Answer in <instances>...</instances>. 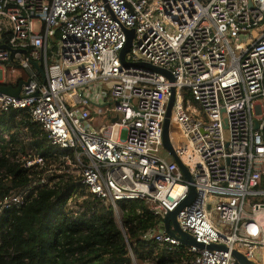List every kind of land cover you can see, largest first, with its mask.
Returning a JSON list of instances; mask_svg holds the SVG:
<instances>
[{
  "label": "built area",
  "instance_id": "2783aa9c",
  "mask_svg": "<svg viewBox=\"0 0 264 264\" xmlns=\"http://www.w3.org/2000/svg\"><path fill=\"white\" fill-rule=\"evenodd\" d=\"M124 28L134 29L126 60L167 69L173 81L121 64ZM0 43L25 50L10 59L0 48V84L17 78L14 63L28 74L19 96L0 93V112L25 111L55 150L48 164L27 151L24 167L64 172L84 199L110 205L119 226L121 203L144 200L162 217L152 236L168 249L184 244L166 233L163 216L192 185L179 227L227 250L185 245L183 264H237L232 249L264 264V0H0ZM171 88L170 140L191 181L162 145ZM93 117L103 122L89 127ZM44 185L52 186L47 176L10 193L0 213ZM72 202L73 213L83 210Z\"/></svg>",
  "mask_w": 264,
  "mask_h": 264
},
{
  "label": "trees",
  "instance_id": "16d2710c",
  "mask_svg": "<svg viewBox=\"0 0 264 264\" xmlns=\"http://www.w3.org/2000/svg\"><path fill=\"white\" fill-rule=\"evenodd\" d=\"M15 116L14 110L0 112V132L10 133L8 140L0 133V202L42 176H47L52 186L30 190L19 207L1 210L0 264H133L131 253L136 264H183L190 257L185 245L168 249L154 240L152 235L162 217L144 200L121 203L119 226L112 207L103 200H79L82 186L64 172L46 173L45 166L24 167L21 157L28 152L19 138V127L26 125L35 135L41 131L29 123L25 111ZM40 137L32 140L31 152L48 164L55 150L46 144L44 134ZM71 200L83 210L73 213L68 206ZM149 232L151 238H145Z\"/></svg>",
  "mask_w": 264,
  "mask_h": 264
},
{
  "label": "water",
  "instance_id": "95a60500",
  "mask_svg": "<svg viewBox=\"0 0 264 264\" xmlns=\"http://www.w3.org/2000/svg\"><path fill=\"white\" fill-rule=\"evenodd\" d=\"M103 1L106 2V0H103ZM123 30L126 34V42L119 54V59H120L121 64L125 67L134 66V67L147 68L151 71L161 73L165 75L170 81H173L174 79L173 74L171 71L167 69L154 66L147 62H142V61L141 62H129L126 60L125 55L131 47L132 39L134 36V29L124 28ZM0 48L8 49L10 51V59H13V55L17 51H21L22 53L25 54V50L12 49L6 44L0 43ZM33 65H36V63H33ZM26 83H27V80L20 82L17 86H12L9 84H0V93L17 97L19 96V92L21 90L22 85ZM174 94H175L174 88H171L168 102L166 105L163 126H162V145H163V148L170 153L171 158L178 164V166L180 167L186 179L191 181L192 179H191V176L189 174L187 167L181 162V160L175 153L174 147L170 140L171 111H172V106H173L174 97H175ZM194 195H195V189L192 185H190L189 195L186 198V200L183 201L174 210L168 211L164 214L163 216L164 230L166 231L168 235L177 238L184 245H193L198 248H206L210 250H214V249L227 250V247L224 245H219V244H214V243L209 244V245H204L200 242H197L191 234L183 231L179 227V224L177 221V213L184 205L188 204L193 199ZM231 254L233 255L237 264H253L249 259H247L243 255V253H241L240 251L236 249H232Z\"/></svg>",
  "mask_w": 264,
  "mask_h": 264
},
{
  "label": "crops",
  "instance_id": "0c3cea01",
  "mask_svg": "<svg viewBox=\"0 0 264 264\" xmlns=\"http://www.w3.org/2000/svg\"><path fill=\"white\" fill-rule=\"evenodd\" d=\"M56 51V47H53L52 49H49L48 50V52L49 51ZM33 63H36V65H33ZM14 66L17 68V70H18V74H16V76H17V78L16 79H13V80H11V79H7V81L8 82H6V84H10V85H12V86H17L20 82H22V81H25V80H27V77H28V74L26 73V71L25 70H22V69H19V67H18V64L17 63H14ZM31 70L35 73V76H36V78L37 79H39L40 81H43V80H45V71H44V69H43V65L41 64V62L39 63V62H32V64H31ZM25 75L24 77H22V75ZM99 122L101 123V122H103L102 121V117H100V118H98V117H93V118H90L89 120H88V124H89V127H95V126H97L98 124H99ZM32 125H34V124H32ZM81 127H83V128H85V124H84V121H80V124H79ZM104 126H105V123L103 124ZM34 127L37 129V130H40L39 128H38V126H36V125H34ZM31 131V130H30ZM41 131V133L40 134H38V135H35V134H33L32 132H31V135L35 138V139H38V137H40V135L42 134H44V132L42 131V130H40ZM45 135V134H44ZM41 138V137H40ZM35 139H33V140H35ZM46 144H47V142H46Z\"/></svg>",
  "mask_w": 264,
  "mask_h": 264
},
{
  "label": "rangeland",
  "instance_id": "374dc122",
  "mask_svg": "<svg viewBox=\"0 0 264 264\" xmlns=\"http://www.w3.org/2000/svg\"><path fill=\"white\" fill-rule=\"evenodd\" d=\"M45 1L47 2V0H45ZM35 29L36 30L38 29V23L35 24ZM57 39H58V37L55 40H57ZM58 64H59V62H58ZM49 65L52 66L53 63L49 62ZM50 71L53 74V73H56L58 70H57V68H51ZM172 130H173V132H175L176 131V127L174 126L173 120L171 118V129H170V131H172ZM18 135H19V138H21L26 143L27 151L28 152L31 151L32 150V146H31L32 145V140L35 139V138L31 135V131L29 130V128L26 130V128H20L19 127ZM78 199L79 200H83L84 199L83 193L80 194ZM72 203H74V201ZM136 263H137V261L134 258L133 264H136ZM145 264H147V263H145Z\"/></svg>",
  "mask_w": 264,
  "mask_h": 264
}]
</instances>
